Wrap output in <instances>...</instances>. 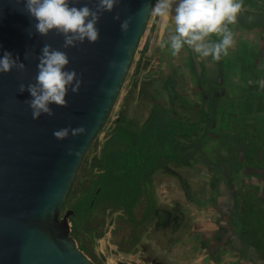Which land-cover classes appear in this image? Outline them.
<instances>
[{
    "label": "water",
    "instance_id": "water-1",
    "mask_svg": "<svg viewBox=\"0 0 264 264\" xmlns=\"http://www.w3.org/2000/svg\"><path fill=\"white\" fill-rule=\"evenodd\" d=\"M75 2L95 7L97 0ZM155 3L121 0L101 16L97 42L65 49L55 31L47 36L35 32L23 0H0V57L9 51L26 65L24 71L0 73V264H97L72 236L73 210L65 212V205L87 154L112 118L139 51L152 17L145 5ZM117 13L120 20L113 18ZM129 17L123 33L120 24ZM45 44L67 52L66 67L82 74L83 82L78 93L69 90L67 107L52 104L53 116L33 119L24 102L31 95L18 86L35 83ZM80 126L83 134L70 132L63 140L53 135Z\"/></svg>",
    "mask_w": 264,
    "mask_h": 264
},
{
    "label": "flooded vegetation",
    "instance_id": "flooded-vegetation-1",
    "mask_svg": "<svg viewBox=\"0 0 264 264\" xmlns=\"http://www.w3.org/2000/svg\"><path fill=\"white\" fill-rule=\"evenodd\" d=\"M211 39L215 40L213 36ZM183 48L187 52L184 61L189 59L185 61L188 81L178 83L177 66H174L176 64L173 61H165L164 67L167 71L161 82L164 94L150 91L146 95V99L151 102L150 108L136 117L131 105L124 107L100 133L104 132L105 137L99 140L100 135L98 136L97 154H102L103 142L114 134L118 140L136 138L143 123L158 107L168 117L180 121L182 127L176 134L180 146L179 157L168 162L169 171L161 170L155 177V207L162 213L166 210L172 212L173 208L175 211H181L183 205L185 206L183 196L185 200L197 203L199 193L212 192V205L225 210L226 216L230 218L233 210L231 203L237 204L238 199L235 197L246 187L247 180L255 183L249 185L254 193L258 192L256 184L263 178L260 154L264 151V128L255 127L244 118L251 106L244 98H240L242 95H237L230 87L231 78L236 82L240 77L237 68L234 76H227L230 56H222L219 61H214L211 57L201 59L188 46ZM243 57L245 55H239L240 59L236 62L239 68ZM193 58L195 62H191ZM253 81L251 80L250 87L257 85ZM177 84L183 87L178 88ZM138 85L139 82H136L135 86ZM131 99L134 105L141 103V100L135 97ZM124 116L127 118V125L120 126ZM143 118V123L138 124ZM250 158L255 160L254 166L260 173L253 174L249 171ZM162 191L167 193L164 194L168 196L167 200L162 198ZM174 226L175 231L171 228L170 232L166 233L158 224V219L154 218L151 222L133 224L125 235L116 229L113 216L106 225V233L111 234V241L116 244L119 252L146 254L150 245H158L159 241L177 242L183 230L181 219L175 220ZM233 232L232 223L226 222V238L229 239ZM104 236L90 240L94 254L92 259L97 264H107L108 257L97 245ZM76 241L79 246L77 239ZM239 243L242 244V236ZM244 249L240 248L243 255L246 252ZM150 264L161 262L155 257L151 259Z\"/></svg>",
    "mask_w": 264,
    "mask_h": 264
},
{
    "label": "rangeland",
    "instance_id": "rangeland-1",
    "mask_svg": "<svg viewBox=\"0 0 264 264\" xmlns=\"http://www.w3.org/2000/svg\"><path fill=\"white\" fill-rule=\"evenodd\" d=\"M263 7L264 0H244L243 10L238 14L237 22L229 25L233 33L234 43L228 50L227 56L231 57V62L226 71L227 76L230 74L234 76L236 68L239 69L237 67L239 65H236L238 59L241 58L239 55H259L264 59V29L259 30L264 25V19L261 21L256 19L264 9ZM174 32L175 25L171 18L165 24L162 18L152 15L111 120L119 115L124 107L130 105L135 110L133 112L135 117L139 113H145L144 111L150 108L151 102L146 99V95L150 91L164 94L161 82L164 80L167 71L164 67L165 61H173L176 64L174 66H177L178 83L188 81V68L185 61L189 59L184 61V58H187V52L184 48L178 55L173 56L170 46L163 48L160 46L162 42L169 40ZM214 35L216 34H212L213 38L218 41L220 37ZM191 62H195V58ZM233 81L234 79L231 78L229 84L232 91L235 92L237 84ZM136 82H139L138 86H135ZM177 86L178 88L183 87L179 84ZM131 97L141 100V103L134 105ZM145 118L141 119L142 122L137 123L142 124ZM133 123L135 124V122ZM104 137L105 133L103 132L100 134L99 140ZM260 157L263 164L261 169L263 178L256 184L258 192L254 193L251 185H249L255 183L247 180L246 187L242 188L235 197L238 199L237 204L231 203L233 210L230 218L226 216L225 210L212 205L210 198L212 192L199 193L197 203L187 201L183 196L189 222L187 229L185 232L182 231L177 242L172 243L173 247L170 251L167 248L152 244L146 254L119 252L116 244L111 241V234L108 232L104 238L97 242L100 250L108 257L107 264H150L151 259L155 257L159 258L161 264H264L263 150ZM254 164L255 160L250 158L249 171L256 174L259 171ZM161 194L163 195L162 198L167 200L168 196H164L167 193L162 191ZM223 194L222 192L221 195ZM225 221L232 223L233 226L234 232L229 239L225 236ZM241 236L242 244L239 243ZM240 248H245V255L240 253Z\"/></svg>",
    "mask_w": 264,
    "mask_h": 264
},
{
    "label": "clouds",
    "instance_id": "clouds-1",
    "mask_svg": "<svg viewBox=\"0 0 264 264\" xmlns=\"http://www.w3.org/2000/svg\"><path fill=\"white\" fill-rule=\"evenodd\" d=\"M20 2V0H17ZM121 0H97L95 7L87 4L76 6L75 0H23L26 14L35 21L32 26L41 36H47L55 31L64 38L63 48L95 43L100 38V28L97 26L104 12L113 11ZM244 0H156L155 5H145L149 15H155L167 24L171 18L175 32L169 40L161 43V47L170 46L171 54L176 56L181 49L188 46L201 59L209 57L219 61L227 56L229 48L234 43L233 33L229 25L237 22L238 14L243 10ZM115 20H120L117 13ZM131 18L123 20L121 31L127 33ZM29 35L33 33L29 30ZM212 34L220 37L218 41L211 39ZM29 53H25L28 59ZM35 83H21L19 92L26 89L31 99L24 102L32 110V118L38 119L42 114L53 116L55 113L50 105L67 107L66 96L71 90L78 93L82 85V74L75 69H68L70 58L65 51L45 44L38 57ZM24 71L26 65L19 56L14 57L9 51H4L0 57V73H8L13 69ZM86 131L84 126L64 127L55 130L53 135L63 140L71 135L76 136Z\"/></svg>",
    "mask_w": 264,
    "mask_h": 264
},
{
    "label": "trees",
    "instance_id": "trees-1",
    "mask_svg": "<svg viewBox=\"0 0 264 264\" xmlns=\"http://www.w3.org/2000/svg\"><path fill=\"white\" fill-rule=\"evenodd\" d=\"M119 124L127 125V118L124 116ZM181 127L180 121L157 107L136 138L118 140L114 134L103 142L101 155L95 141L65 205V212L73 210L71 233L88 256L94 258L90 240L105 235L113 216L116 229L125 235L133 224L154 218L166 233L171 228L175 231V220L181 219L185 232L189 222L186 207L162 213L155 207L153 194L158 172L169 171L168 162L179 157L176 134ZM158 245L169 251L173 247L162 241Z\"/></svg>",
    "mask_w": 264,
    "mask_h": 264
},
{
    "label": "crops",
    "instance_id": "crops-1",
    "mask_svg": "<svg viewBox=\"0 0 264 264\" xmlns=\"http://www.w3.org/2000/svg\"><path fill=\"white\" fill-rule=\"evenodd\" d=\"M263 16L264 9L256 19L261 21L264 19ZM263 26L259 29L260 31L264 29ZM238 71H240V77L236 79L235 92L237 95H242L240 98H244L251 106L244 118L255 127L264 128V59L259 55H245ZM251 80H254L253 82L257 85L250 87Z\"/></svg>",
    "mask_w": 264,
    "mask_h": 264
}]
</instances>
